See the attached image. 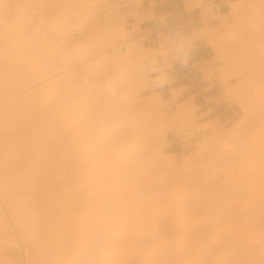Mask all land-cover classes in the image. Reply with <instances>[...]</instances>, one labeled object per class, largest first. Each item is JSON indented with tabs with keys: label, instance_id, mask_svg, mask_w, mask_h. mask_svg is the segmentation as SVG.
Wrapping results in <instances>:
<instances>
[{
	"label": "rangeland",
	"instance_id": "374dc122",
	"mask_svg": "<svg viewBox=\"0 0 264 264\" xmlns=\"http://www.w3.org/2000/svg\"><path fill=\"white\" fill-rule=\"evenodd\" d=\"M91 1L0 0L1 8L5 9L0 11L3 20L0 24L10 15H17V18L27 19L26 26L33 29V33L36 31L43 36L44 39L39 37L41 42L50 43L52 50H47V45L46 55L48 51L47 59L50 55L56 68L55 74L49 75L51 79H61L69 71L78 78L77 82L72 80V93L67 98L73 101L87 98L90 114L115 125L123 140L134 143V150L124 162L114 192L109 194L111 202L109 200L108 204L105 199L104 203L110 205L107 214L104 213L107 206L97 203L95 191L82 188L74 192V188L71 190L73 185L69 187L71 191H67V185L73 180L70 181L73 176L68 173L70 170L66 172L69 179L57 174L58 180L54 177L57 183L50 182L53 178L49 180L55 174L49 175L45 181L50 183L43 182L42 185L47 187L41 186V193L51 198L44 199V204L53 205L51 209L57 210L58 217L45 206L47 208L43 210L47 213L42 217L40 237L47 241L45 236L52 231L53 234L56 231V237H60L59 232L64 236L67 232L65 223L70 225V231L78 219L81 222L72 232L84 222L90 223L83 227L93 230L90 234L99 231L96 237L104 264H264V159H261L264 158V0H223L222 3H226L223 9L228 13L222 17L214 14L215 3L207 0H183L182 4H175L176 0H130L136 19L132 27L130 21H112L102 15L100 4L105 0H98L95 5ZM183 7L185 11H178ZM144 9H148V15L140 14ZM152 10H162L158 15L163 20L164 33L159 43L154 42L148 21L153 15ZM169 10L176 12L168 16L166 11ZM6 14L9 16L3 17ZM169 19L173 21V28L176 27L174 35L169 29L171 24H167ZM102 26L108 27L106 31ZM119 28L127 32L123 41L133 36L139 38L146 51L143 50L144 57L140 59L136 74L120 81L113 80L116 90L110 94L99 90L95 79L80 70L93 62L101 68L98 76L102 82L104 74L112 76L108 62L102 63L100 58L106 55L111 59L116 52L115 47L110 49L105 42ZM198 37L207 40L210 57L182 66L180 60L185 62L184 54L192 38ZM75 45L79 47L75 48ZM165 45L170 47V53L163 56L161 50ZM75 49L85 57L76 56ZM6 53L12 56L9 57L11 62L2 60V63L10 69L15 66L28 68L25 55L12 50ZM50 77H46L47 81L41 80L44 83H32L33 88L29 85V90L49 82ZM226 137H230L232 145L227 143ZM64 177L65 181H61ZM58 183L62 184L61 193H69L61 196L57 190L55 194L54 190L60 187L55 188ZM58 195V201L67 197L73 201L54 202ZM66 201L72 205L67 206ZM3 203H0L3 217L11 216ZM80 206L83 211L79 210ZM97 206L105 210L102 212L103 209L99 210ZM90 209L98 211L93 213ZM86 212L90 213L87 217L84 216ZM88 217L91 221L94 217L93 221ZM8 218L9 215L7 220L3 218L5 223L11 220ZM61 218L65 222L63 227ZM68 220L74 222L73 225ZM16 223L13 221L12 226ZM50 224L53 227H49ZM17 225L21 231L22 227ZM54 225H60L66 232L58 226L57 230ZM1 227L0 264H19L17 258L22 264L23 255L9 249L6 242L17 246L23 254V235L27 236L26 231H30L25 229L24 234L19 232L22 234L19 235L17 228L12 227L11 231ZM30 230L31 235L35 233ZM83 231L81 228L77 235L82 239L85 238ZM32 236L25 240H34L36 236ZM56 237H46L48 241L52 239L55 248H61L63 241H66L63 247H72L78 241L66 234L62 237L66 239L56 247ZM12 253L18 257L13 259Z\"/></svg>",
	"mask_w": 264,
	"mask_h": 264
},
{
	"label": "bare ground",
	"instance_id": "6f19581e",
	"mask_svg": "<svg viewBox=\"0 0 264 264\" xmlns=\"http://www.w3.org/2000/svg\"><path fill=\"white\" fill-rule=\"evenodd\" d=\"M201 1L202 0H196V2H201ZM91 2L92 4L95 5L98 3V0H92ZM1 7L3 6H0V11L2 9ZM5 13L7 12L5 11ZM9 15L6 14L3 15V17L6 16L8 17ZM11 16L12 15H10V17ZM16 16L14 15L11 18L9 17L7 20L5 18L4 22L0 24V28H1L0 39H2L0 40V46L2 43L0 50L1 52H3V55L0 52V59H1L0 61V199L1 201L3 200L0 203L4 202L2 204L3 208L5 206L4 209L7 208L6 210H9L10 213H12L14 216L13 217L12 214L11 216L10 214H8L9 215L8 219L11 218L12 220V221L9 220L11 226L13 221L14 223H16L15 221H18L16 225L20 224V226L22 227V230L19 231L21 229L20 227H19L20 229H18L15 224H14L15 228L13 227L14 225L12 226L14 229L17 228L18 234L19 232L21 233L23 232V230L27 229L30 231L28 232L25 230L27 232V236L28 234H30L29 237H31L33 234L34 235L36 234L35 235L36 237L33 235L32 237H35L34 240L32 239L28 241L30 238L23 235V237H25L23 239L24 242L22 244L23 254H20V250H18L17 246L14 247V245L11 244L13 247L12 248L9 242H6L8 244L7 247L9 249L11 248V250L15 249V252L19 253L18 255H23L22 264H104L103 252L102 250L100 251V246L97 242V237H96L99 231L94 229L95 232L90 234L89 229L83 228L90 223L86 225L84 222L85 226L82 223L79 227L80 229L76 228L75 232L78 233H75L74 231L73 233L72 230H75L76 227L75 225L78 226L81 221L77 219L78 221L76 220L74 224L75 227L73 226L72 229L70 228V231H68L69 228L68 226L70 225L64 222L65 225L67 226V232H66V230L64 231L62 228L64 226V223L62 222L63 219L61 218L62 220L60 221L61 223H63L62 227H59L61 224L57 226L59 227V229L61 228L60 230H63L64 233L66 232L64 236H61L60 235L61 232H59L60 237H58V235L56 237L55 234L56 231L54 232L55 235L53 234L52 231V233H50L51 235L48 234L47 236L46 234L45 239H47V241H45L44 238L42 239L40 237L41 228L43 229V225L41 224V221L43 214L47 213L46 210L48 211L50 209L51 212L53 210L52 213L55 212L53 215L55 214L56 216L58 215L57 210L51 209L53 205L51 206L50 204H46V205L44 204L43 201L44 199L47 201L48 199L51 198H48L47 195H45L47 199L45 196H42L43 194L41 193V186L42 187L44 186L42 185L45 184L43 182H47L48 185L50 182H55L56 180H58L57 174H59V177L65 176L67 178L70 176L68 173H71V175H73L70 176V181L71 179H73L72 184L71 182H69V180L68 182L70 183V185L69 184L67 185L65 183L68 188L67 191H71V190L73 191L74 188L75 189L74 192H79L80 189L86 188L87 190L89 189L90 191L91 190L95 191L93 192L94 194L98 193L97 195L94 196L95 199H97V203L99 204L100 202L104 203L107 201L105 199H108V197H110V195L114 192L115 186L117 185V181L122 174L121 173L122 170L124 169L123 168L124 162L126 159L129 158L130 154L134 150V143L130 141L126 142L125 140H123L118 128L115 125L104 123L105 121L102 122V120H99L97 116L90 114L88 112L89 101L87 98L81 97V99L75 101H73L72 98H70L71 100L68 99L71 95L70 92L72 93V87H71L72 80L77 82L78 78L77 77L74 78L72 71H69L67 74L61 77V79L52 80L51 79L52 77L50 76L52 73L56 72L55 71L56 68L54 67L53 62L50 61L51 60L50 55H49V59H47L48 51L46 55L47 45L49 46L47 50L49 49L52 50L50 43L48 41L41 42L39 37L43 38V36H39V33H37L36 31H34L33 33V29L27 27L28 25L26 26L27 19L25 20L23 17L19 15L21 18H23L22 20L20 18H17ZM217 16L222 17L223 15H217ZM1 21L3 20L0 18V23ZM28 28L29 30H31L30 31L31 33L28 32L29 31ZM101 28L104 31H106L107 29L105 26H102ZM35 33L38 34L37 38H36L37 35ZM126 35L127 32L123 28H119L115 32V35L110 36V38H108L105 42L106 45L110 47V49L115 47V51H116L110 57L111 59H108L106 55H103L100 58V61H103L102 63H105L104 61L108 62L107 66L108 69H110L111 71L112 74L111 77H109L107 74H104L105 77H103L104 79L102 78L103 79L102 82V80H100V76H98V73L101 71V68L99 64H94L93 62L86 64L80 70V73L89 76L91 79H95L94 83L98 86L99 90L101 91L106 90L110 94H114L116 90L115 89L116 83L113 80L120 81L124 78L136 74V69L140 64V59L144 57L142 53L143 50L146 51V48H144L141 45L140 41L138 40L139 38L137 39L136 37L133 36L128 38L126 41H123L124 39H126ZM122 41L123 43L119 45ZM43 42H45L46 46L44 45ZM123 46H125V49H123ZM78 47H79L78 45H75V48ZM169 49H170L169 46L167 45L163 46V49L161 50V54L164 56L167 54V52L170 53ZM11 50L12 52L21 53L22 55H25V60L28 63L29 71H27L28 68L25 69L28 73L25 71V69H23L25 66L24 67L21 66V68H19L20 66H18V68H16L17 66H15L14 69H10L9 65L5 64L7 61L11 62L10 61L11 58L9 57H12L11 55H9L10 54L9 52H8L9 54L7 53L5 54V51L11 52ZM74 53H76V56L80 55L78 56L80 59H83L85 57V55H83L81 52H79L76 49L74 50ZM7 55L8 58L6 57ZM162 55L161 57H163ZM22 59L20 60H22L24 63V58ZM2 60L5 63L4 62L2 63ZM17 60L15 61L22 62L19 61V59ZM47 76L48 78L50 77L51 79V80L49 79L50 80L49 82H46L45 84L40 86H38L39 84L37 86L35 85L36 88L29 90L31 89L30 87L33 86L31 85L32 83L34 82L40 83L42 82L41 80H43L44 78L45 81H47L46 80ZM29 85L31 86L28 87ZM67 95L69 96L68 98ZM57 125L60 126L59 130L60 128H62L64 135H62L63 133H61L62 130H60L59 133ZM64 136H66V138H64ZM227 140H229V142L227 143L230 145L231 144L230 137H226V141ZM239 150L241 152V148ZM261 159L264 158L261 157ZM262 163H264V161H262ZM68 170H70V172H68ZM51 174H55V175L49 178V175ZM54 177L55 178L57 177L56 180ZM65 177L62 178L64 180L59 178V181L60 179L61 181H65ZM48 178L49 180L53 178L54 181L50 180V182L48 183V181H45ZM60 184L61 183H58V185L55 188H57ZM47 185L44 186L45 189ZM61 185L59 187L60 189L58 188L54 190V192L56 191L55 194H57L58 192L57 190L60 191L59 194L61 196L65 195V193L68 194L69 192H67L66 190L65 193H61V188H62ZM71 186L72 189L69 188ZM48 188L49 189L51 188L50 185ZM50 190L52 193L53 189ZM93 193L91 192V194ZM87 197L88 196L86 195V198ZM103 197H105L104 198L105 201L103 200ZM59 198H60L59 195L55 197L54 202L58 201ZM66 199L68 201L70 198L68 199L67 197L64 200ZM101 199L103 201H101ZM70 200L73 201L72 199ZM109 200L111 202V199H108L107 202L108 204H109ZM63 201H58V202L63 203ZM67 201L65 202L66 204ZM75 201L76 200H74V202ZM85 202H87L86 199ZM92 202L94 203V201ZM62 203L61 205H63ZM107 203H104L105 207L107 206L106 208L107 210H105L104 207H102L104 206V204H101L102 208L99 206L100 207L99 210L103 209L102 212L105 210L104 212L105 214H107L106 212L108 211V209H110L109 207L110 205H106ZM70 205L67 204V206ZM45 206H47L48 209H46L47 207L45 208ZM81 206L83 205L81 204ZM99 207L97 206V208ZM44 208L46 209L45 211L43 210ZM1 209L2 208L0 206V226L2 225V227H6L11 230L12 227H9L10 225L9 222L8 223L6 222L7 224L4 222L5 220H7L8 215L3 217ZM65 209L67 211H72L70 210V208H68L69 209L68 210L65 207ZM93 209L90 210H92L94 213V211L97 209L95 210ZM79 210H82V207ZM88 213L85 214L84 216L88 215ZM60 216L61 215H59V217ZM88 218L89 221H91L90 220L91 218L90 217ZM79 219L82 218L80 217ZM94 219L97 222L98 217ZM68 222L70 221L68 220ZM96 222L93 224L95 225ZM70 223H72L73 225L74 222H70ZM51 225L52 224H50L49 227H53V225L52 226ZM94 225L90 228L93 229ZM57 226L54 225L56 229ZM81 228L84 229L83 231L84 235H82V237L83 236L85 237V238L83 237L84 239H82L81 236H77L79 232H81ZM30 229H33L35 233L32 232L31 235ZM92 231L93 230H91L90 232ZM0 232H2V230H0ZM69 233H73V235H69ZM88 233L90 235H86ZM5 234L8 235L9 233L7 232ZM52 234L53 236L56 237V241L58 240L57 245L55 244L56 247H58L60 241L66 239V238L63 239L66 234L68 238L70 236L71 239H78V241L80 242L78 243V241L76 240L75 241V243H77L76 245L72 247L70 246L63 247V245H65L66 243V241H63L64 244H62V242L60 244L62 246L61 248L60 246L58 248H55L54 243L52 244L51 242L52 239L48 241L49 237L55 239V237H53ZM14 235L15 234H13V237L14 239H16ZM43 236L44 235H42V237ZM26 238L28 240H25ZM40 240H44V241H40ZM15 243H17V240ZM3 244H5V241ZM14 254L12 253L13 257ZM17 257H14L13 259ZM17 260L18 263L21 264L19 262V258H17ZM13 262L14 260H12V263ZM8 264H11V262ZM13 264H15V262Z\"/></svg>",
	"mask_w": 264,
	"mask_h": 264
},
{
	"label": "built area",
	"instance_id": "2783aa9c",
	"mask_svg": "<svg viewBox=\"0 0 264 264\" xmlns=\"http://www.w3.org/2000/svg\"><path fill=\"white\" fill-rule=\"evenodd\" d=\"M148 9L141 11V15H148ZM100 12L105 17L112 21H130V25L136 21L134 17V8L130 0H105L100 4ZM152 17L148 19L151 23L155 43H159L163 37L164 30H162V18L158 15L160 12L152 10ZM125 49V46H123ZM132 52V51H131ZM134 52V51H133Z\"/></svg>",
	"mask_w": 264,
	"mask_h": 264
},
{
	"label": "crops",
	"instance_id": "0c3cea01",
	"mask_svg": "<svg viewBox=\"0 0 264 264\" xmlns=\"http://www.w3.org/2000/svg\"><path fill=\"white\" fill-rule=\"evenodd\" d=\"M207 2L215 3L214 7L216 9H214V7H213V12L215 15H225L228 13L227 10L223 9L226 6V3H222L223 0H207ZM177 3L182 4L183 0H180V1L176 0L175 4H177ZM169 6H172V4L169 3ZM185 10H186L185 7H183V9H178V11H185ZM174 12H176V11L171 10V12H170V10H169V11H166V14L168 16H173ZM168 23L171 24L169 26V29H170L171 34L174 35V33L176 31V27L173 28V26H172L173 21L171 19H169V22L167 20V24ZM189 37H191V35ZM210 50H211L210 45L208 44L207 40L204 37L192 38L191 43H190L189 47L186 49V52L184 54L185 62L180 60V63L183 66V64H187V63L193 64L195 62H199L200 60H202L206 56L210 57L209 55H207L210 52Z\"/></svg>",
	"mask_w": 264,
	"mask_h": 264
}]
</instances>
